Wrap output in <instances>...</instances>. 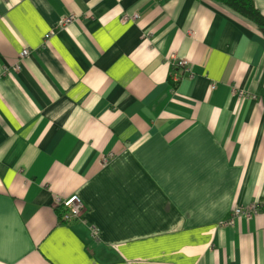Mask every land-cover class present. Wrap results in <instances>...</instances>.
Returning a JSON list of instances; mask_svg holds the SVG:
<instances>
[{"label": "crops", "instance_id": "obj_1", "mask_svg": "<svg viewBox=\"0 0 264 264\" xmlns=\"http://www.w3.org/2000/svg\"><path fill=\"white\" fill-rule=\"evenodd\" d=\"M0 71V264H264L258 24L217 0H0Z\"/></svg>", "mask_w": 264, "mask_h": 264}, {"label": "built area", "instance_id": "obj_2", "mask_svg": "<svg viewBox=\"0 0 264 264\" xmlns=\"http://www.w3.org/2000/svg\"><path fill=\"white\" fill-rule=\"evenodd\" d=\"M74 15H70V16H65L61 19V24H67L70 23L71 21L74 20ZM140 17L139 14H133V15H125L124 16V20L128 21V20H135L138 19ZM47 37H49V35H47ZM30 50L28 48L23 49V51L21 52V56L22 57H26L29 56L30 54ZM172 60H173V65L175 66H179V67H189V61H187L186 59H181L175 56V54H173L172 56ZM15 70L18 69V66L14 67ZM9 71V70H6ZM2 75V72L0 71V76ZM211 89H215V85H213L211 87ZM232 94L237 98V99H242L243 97H247L248 95L245 93V91L240 90V89H233L232 90ZM252 98V96H250ZM108 158L105 157L103 160V166L106 167L108 165ZM56 205H64L67 209L70 210V214L73 216H80V214L82 213L83 209H84V203L82 201V199L75 195L72 196L71 198H69L68 200H63L61 198H57L56 200ZM262 206V202L260 201H255L252 204H250L247 207H240V208H236L231 216L229 218H226L224 220H221L222 224L225 225H233L235 218L238 216H252V215H256L258 214V212L260 211V207ZM69 215H66L67 217H70Z\"/></svg>", "mask_w": 264, "mask_h": 264}, {"label": "trees", "instance_id": "obj_3", "mask_svg": "<svg viewBox=\"0 0 264 264\" xmlns=\"http://www.w3.org/2000/svg\"><path fill=\"white\" fill-rule=\"evenodd\" d=\"M226 6L232 8L239 14L258 24L264 30V15L256 7L253 0H217ZM57 211L61 221H65L64 217L68 209L64 205H57Z\"/></svg>", "mask_w": 264, "mask_h": 264}, {"label": "rangeland", "instance_id": "obj_4", "mask_svg": "<svg viewBox=\"0 0 264 264\" xmlns=\"http://www.w3.org/2000/svg\"><path fill=\"white\" fill-rule=\"evenodd\" d=\"M75 196V195H74ZM71 198V197H70ZM69 199V198H68ZM68 199H66V200H68ZM57 200V199H56ZM65 200V199H64ZM84 203V202H83ZM84 210H85V204H84V209H83V211H82V213L84 212ZM82 213L80 214V215H82Z\"/></svg>", "mask_w": 264, "mask_h": 264}]
</instances>
